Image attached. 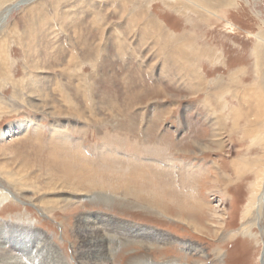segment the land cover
<instances>
[{"label":"rangeland","instance_id":"rangeland-1","mask_svg":"<svg viewBox=\"0 0 264 264\" xmlns=\"http://www.w3.org/2000/svg\"><path fill=\"white\" fill-rule=\"evenodd\" d=\"M18 1L0 262L259 264L264 0H30L2 22Z\"/></svg>","mask_w":264,"mask_h":264},{"label":"bare ground","instance_id":"bare-ground-1","mask_svg":"<svg viewBox=\"0 0 264 264\" xmlns=\"http://www.w3.org/2000/svg\"><path fill=\"white\" fill-rule=\"evenodd\" d=\"M28 1H30V0H19L18 2H16L15 4H13L10 8H7L3 13H4V15H3V17L1 18V21L2 22H4L5 21V19L11 14V12L13 11V10H16V9H18V8H20L21 6H23L24 4H26ZM188 1H190V0H188ZM193 2H201V0H192ZM203 3V2H202ZM168 36V35H167ZM18 126H14L13 128H17ZM249 132V131H248ZM248 132L246 133V134H248ZM255 132V131H254ZM252 133V132H251ZM251 133H249V134H251ZM254 134V133H253ZM256 136V135H255ZM11 138H13V137H11ZM264 160V159H263ZM260 161V160H259ZM160 170V169H159ZM162 171V170H161ZM173 171V170H172ZM164 174H162V173H160V174H162V175H160L159 174V171H158V175H160V176H168L167 174H165L166 173V171H164L163 172ZM171 183H172V185L170 184V187H171V189H172V191H174L175 190V187L174 186H176L177 185V182H173V179H172V181H170ZM179 186V185H178ZM180 187V186H179ZM255 190H257V188L255 189ZM174 192H172L171 194H170V197H172V195L173 196H175L174 194H173ZM176 193V192H175ZM192 193V192H191ZM190 193V194H191ZM254 196H255V191H254ZM184 197L186 198V199H183L182 201H175V200H177V198L175 199V200H173L172 202L173 203H178L179 204V206H182V208L184 209H186V211H188L187 209H191L190 207H192V206H189L187 203H186V201H191L192 199H194L193 198V196H192V194L191 195H187V194H184ZM254 198H252V200H253ZM6 200V196H4V197H2V199L0 200V203H3L4 201ZM185 200V201H184ZM255 202V201H254ZM177 204V205H178ZM192 204V203H191ZM159 205V204H158ZM178 206V207H179ZM193 209V208H192ZM189 212V211H188ZM244 231H245V229L243 230V234H245L244 233ZM263 249H262V252H261V254H260V257H259V259H258V262H259V264H264V244H263ZM3 254V253H2ZM10 257V256H9ZM20 262V261H19ZM0 264H9V262L7 261V260H3V261H1L0 262ZM16 264H21V263H16ZM171 264V263H170Z\"/></svg>","mask_w":264,"mask_h":264}]
</instances>
